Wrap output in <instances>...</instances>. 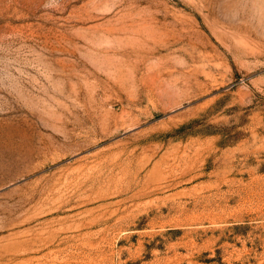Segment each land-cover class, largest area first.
Returning a JSON list of instances; mask_svg holds the SVG:
<instances>
[{
  "label": "rangeland",
  "instance_id": "1",
  "mask_svg": "<svg viewBox=\"0 0 264 264\" xmlns=\"http://www.w3.org/2000/svg\"><path fill=\"white\" fill-rule=\"evenodd\" d=\"M0 264H264V0H0Z\"/></svg>",
  "mask_w": 264,
  "mask_h": 264
}]
</instances>
